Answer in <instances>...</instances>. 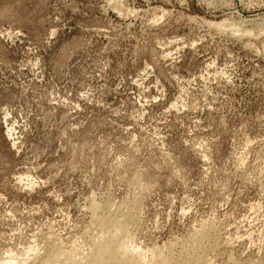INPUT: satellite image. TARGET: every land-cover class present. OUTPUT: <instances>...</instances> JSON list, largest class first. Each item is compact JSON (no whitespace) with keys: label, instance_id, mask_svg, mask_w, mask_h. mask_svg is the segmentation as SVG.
I'll return each instance as SVG.
<instances>
[{"label":"rangeland","instance_id":"rangeland-1","mask_svg":"<svg viewBox=\"0 0 264 264\" xmlns=\"http://www.w3.org/2000/svg\"><path fill=\"white\" fill-rule=\"evenodd\" d=\"M92 211L264 264V0H0V264L87 260Z\"/></svg>","mask_w":264,"mask_h":264},{"label":"bare ground","instance_id":"bare-ground-1","mask_svg":"<svg viewBox=\"0 0 264 264\" xmlns=\"http://www.w3.org/2000/svg\"><path fill=\"white\" fill-rule=\"evenodd\" d=\"M92 210H95V209H92ZM96 212L97 211H95V213ZM92 213H93V211H92ZM95 213H93V215ZM102 214L100 213V215H99V213H98V215H97V213H96L95 214V217H97V218H98V216L101 217ZM105 215L106 216H104L103 219L101 217L102 221L99 220L100 222H98V223L99 224L101 223L100 225H102V227L103 226H106V227L109 226V228H110V227H112V225L110 226V223L114 222L112 224H114L113 227H115L116 224H115L114 218H112L113 216H111V215L107 216V214H105ZM97 218L94 221H97ZM115 220H118V219H115ZM102 222H103V224H102ZM121 222H120V224L123 225V222L122 223ZM118 223H119V221L117 222V227H119L118 226ZM93 224H97V223H93ZM122 225L120 227H123L125 224L123 226ZM95 226H94L95 227L94 229L96 230L97 225H95ZM99 227L96 230L97 232L102 229V230H104V233L107 231L109 234L108 233L105 234L106 235V237H105L104 236V233L100 231L101 232L100 235L103 233L101 236L100 235H99V237H96L95 236L94 239L95 238L96 239L94 241H93V238L91 239L93 241V244L91 245L93 247L92 248L93 250H92V252L91 251L88 252V253H91L90 254V257L89 258L87 257L88 258V259L86 258L87 260H84V258H83L82 260H84V261H81L79 263H75L76 261L75 262H73V261L71 262L70 261L71 263L68 262L69 264H147L146 263L147 261H145V258L147 257V254L148 253L150 254L152 264H172V258L174 259V257H172V255H170V253H169V255L168 254H163L162 250L159 249V248H157V247L156 248L153 247V249L148 250V251L147 250H144V249L142 250L140 247H137L136 245L133 244V241H132L131 237L128 236L127 234H126L127 236H124L125 238H123V236L120 237L119 234H117V230H113V227H112V229L111 228L108 229V227L107 228L106 227H103V228H106V230L103 229L102 227H100V229H99ZM125 229H127V228L125 227L124 230ZM111 230H113V231H111ZM122 231H123V229H122ZM123 233L125 235V232H123ZM93 235H97V233H94ZM91 240H89V241H91ZM194 246H196V245H194ZM57 249H59V248L57 247ZM61 249L62 248H60L59 250H61ZM62 251L65 252L64 254H66V251L61 250V252ZM185 251H186V249H185ZM50 252H52V250ZM54 252H53L54 254L50 253V255H48L47 258L45 259V261H43V263L41 262V264H65L64 262L65 261H68V260H66L65 257H63L64 254H63V256H61L62 254H60L61 253L60 251H56L55 250ZM200 253H196V252L193 253V251L190 252V253H186V254L184 253L185 256H183V254H182L180 257H182V256L183 257L180 260H177L176 262H174L173 264H202V263H204L206 261V258L204 257L205 255H202V253L201 254ZM58 254H59L60 257L65 258V261L63 260L64 262L62 261V259H59ZM67 254H68V252H67ZM69 254H71V253H69ZM69 256L70 255L67 256V259H68ZM72 257H73V255L71 256V258ZM175 260H176V258H175ZM60 262H62V263H60ZM2 264H17V263L12 258H9V259H5V261H3ZM149 264H151V263H149Z\"/></svg>","mask_w":264,"mask_h":264}]
</instances>
